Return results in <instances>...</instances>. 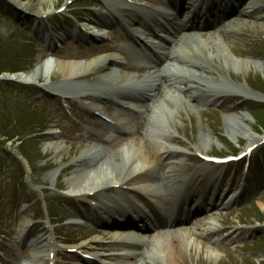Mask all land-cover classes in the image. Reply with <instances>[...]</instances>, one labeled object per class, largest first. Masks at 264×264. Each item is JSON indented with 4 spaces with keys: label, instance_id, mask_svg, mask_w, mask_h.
Masks as SVG:
<instances>
[{
    "label": "rangeland",
    "instance_id": "rangeland-1",
    "mask_svg": "<svg viewBox=\"0 0 264 264\" xmlns=\"http://www.w3.org/2000/svg\"><path fill=\"white\" fill-rule=\"evenodd\" d=\"M134 1L139 4L143 0ZM257 1L258 6L244 7L241 15L233 18L231 23L236 31H232L224 40V47L230 51L228 56L235 61L248 62V68L241 72L233 70L231 66L227 69L224 60L217 58L205 68L206 77L202 78L203 81L200 80L239 87L254 96L219 95L216 96L219 98L217 100H221L218 106L210 107L206 105L211 102L208 99L212 97L205 94L192 109L185 106L184 100L186 103L187 100L179 95L180 103L174 104V113L155 110L151 119L146 120L154 129L149 132V138H154L157 142L166 140V137L162 140L156 135L160 137L161 127L167 125V130L174 137V144L171 145L190 150L180 158L186 174L203 163L198 156L225 158L237 156L249 148L250 143L245 136L241 135L238 140L229 136L225 127L227 117L238 116V120L244 119L250 126V132H247L264 139V31L246 24V21L256 18H263L261 21L264 24V0ZM39 2L16 0L15 4L11 0H0V264H15L16 258L11 251H18V247L22 261L27 260L31 253L27 246L23 247V241L38 240L49 234H53L56 248L74 247L97 236L102 239L101 244L104 246L99 252L106 253L110 242H114L105 231L94 235L93 232L86 231L87 226L78 228L69 225V214L80 209L67 194L65 184L74 171L89 166L85 162L73 164L72 160L93 139L96 140L95 134L101 136L105 133L103 128L93 125L81 112L83 107L78 99L83 101L84 97L77 90H87L90 93L110 89L97 84L98 73L79 72V67L94 58L104 59L109 54L113 57L118 55L107 51L108 49L135 44L132 41L126 43L125 33L117 27V19L116 24L107 30V36L96 44L80 48L78 42L74 43L72 35L75 30L96 31L103 28L100 15L109 13L106 5L112 7V4L102 0H55L52 5L41 6L42 9L45 6L49 9L53 7L49 15L34 16L33 13L40 6ZM18 5L27 9L23 10ZM117 5L115 7L123 9L121 3ZM125 14L131 19L137 18L131 9H126ZM63 31L67 35L60 42L62 47L56 54L49 55L41 40ZM200 36L207 44L210 43V32H204ZM205 50L204 53L208 54L217 52L214 47L209 51ZM193 58L198 60L203 56L199 54ZM46 59L75 64V70H70L72 73L79 72L80 76L66 77L70 74L69 70L65 76L52 73L47 84L55 88L57 93L53 90L48 93L42 91L38 85L45 84L44 77L37 84L29 85L10 81L9 76L12 74L26 73ZM113 64L107 63L100 72H108ZM127 70L121 71L128 78L135 75L134 71ZM68 79L75 82L66 83ZM184 95L187 96V92ZM106 113L109 118L115 119L113 113ZM129 114L136 116L133 112ZM132 116L128 118H134ZM124 121L129 122L126 117ZM207 136L211 144L203 147L200 145L201 140ZM50 142L64 148V153L59 156L54 150L47 149L46 145ZM127 142L128 138H124L113 141L110 145L103 144L100 146L101 152L112 155ZM260 144L252 149V155L248 159V172H245L243 165L208 166L210 173L220 184L219 194L236 196L239 193L241 197H245L243 205L233 211L232 205L227 204V201H216L215 210L207 219L190 223L186 228L178 230L187 232V238L189 235V239L193 241L189 250H178L181 236L163 237L161 240L169 242L168 246L172 247L176 260L167 262V242L164 241L163 247L153 244L150 251H147L149 259L145 261L148 264H264V143ZM196 147L198 151L195 150ZM149 161L154 162L155 159L150 157ZM92 199L96 203L100 200L97 196ZM213 218V223L217 226L214 227V232L209 229L211 232L206 233L210 219ZM111 248L113 250L114 247ZM48 253L46 250L45 254ZM51 261V257L48 259L46 256L40 260L42 264H79V258L75 254L70 255L63 250L57 252L54 263ZM110 262L115 264L114 259Z\"/></svg>",
    "mask_w": 264,
    "mask_h": 264
},
{
    "label": "bare ground",
    "instance_id": "bare-ground-1",
    "mask_svg": "<svg viewBox=\"0 0 264 264\" xmlns=\"http://www.w3.org/2000/svg\"><path fill=\"white\" fill-rule=\"evenodd\" d=\"M11 1L16 4V0ZM39 1L40 2L38 5L40 6L38 10L33 13V15H49L53 10V7L49 9L47 8L48 6H45L46 8L42 9L41 6L44 4L52 5V2L55 0ZM133 1L134 0H124L119 2L118 0H102V2L112 4V7L118 6L117 4L121 3L122 6L125 5L126 7L134 9V11L138 14L137 17L140 18L132 19L131 23H123L131 31V34H129L128 32L126 33L129 34L131 38H136L137 41L140 40L145 46H152V43L156 42L149 41L145 37V35H142L139 32L141 28L147 27V25L149 27L155 26L156 22L154 20H156V18L162 21L165 26H174V32L176 33V36L174 37L173 46L169 47L167 57L161 63L162 68L157 70H153V68L155 67L148 68V61L143 62L142 59L138 60L137 57L141 55L139 53V50L137 52L136 50H134V56L135 59L138 60V62L137 64H127L128 68L134 67L138 72L136 77L131 78V80L134 79L133 82L126 75L119 74V70L124 66V64H121V60H127L128 63L132 61V57L134 56L131 50H123L120 48L108 49L107 51L119 53L121 58H115V60H117L116 63L120 64L118 65L120 66V68L114 70L109 69L106 73H101L100 71L103 70L104 67H106L107 63L113 60V57L110 54L107 55L104 59L94 58L90 61H87L83 65H80V70L78 69L79 72L98 73L96 82L103 87L104 85H113L112 87L117 88L118 85L116 84L118 82H127L126 85L121 84V87L127 86V84H131L134 89L129 90L132 93H128L131 96L137 95L136 98H138L139 100L144 99L146 104H142L141 111L145 113V115L143 118V122H139L136 118L130 120L131 128L128 129L127 132L133 131V135L128 139V142L125 143L124 147L119 149L118 152H115L112 155L108 156L98 150L97 145L89 144L85 146L80 151L79 155L72 160V162L73 164L85 162L88 163L89 166L87 168H82L74 171L66 179L65 184L67 194L75 197V199L86 200V198H88L87 196L89 194H92L93 196H97L98 198L100 197V199H103L105 201V205H98V208L94 207V210L96 209L98 211L96 217L101 219L100 215L102 216V214H104L105 217H107L109 221H112V223L116 227V232L110 234L111 240H114V242L111 243V246L114 247L113 249L116 252V254L112 256H117L118 259L115 264H148L145 261L146 259H149V257L146 256L147 251H150L153 244H159L157 246L163 247L164 241L166 239H161L163 237L166 238L170 235H172L171 237L174 236L179 238L181 236V240L179 242L180 245H177L179 251L184 252L187 249L189 250V247H192L193 243V241L189 239V235L187 238V232H180L177 229H174L161 234L156 233L154 235H151L149 238L148 236H145V238H147V245L143 247V245L145 244L144 237H141L140 235L135 236L131 233H128L124 231L128 229L121 227V225H124L126 222L125 217H127V214L132 215L133 211L132 203L129 200H120L124 198L122 195H125L126 193L122 191L126 190L135 198L134 200H146L149 197L154 199L162 198V193L166 192L170 188L173 189L177 187L178 182L180 181L181 174L184 171L182 160L174 161L173 158L179 156L177 159H180L186 155L187 151H190L186 148H174V146L171 145L174 144V137L172 136L171 132L167 130L169 128L166 127L167 125L161 127L162 129L160 130L163 134L160 135V138L163 140V138L166 137V140L164 139L163 142H157L154 138H149V132L153 131L154 129L153 127H149L148 121L146 120L151 119L150 117L155 110L156 112L158 111L160 113L166 111L174 113V111H172L174 109V104L180 103L179 100L181 96H179V94L187 100V103L184 100L185 106L192 109L194 106H196L195 104L201 101L200 99L203 98L205 94H209V96H211L212 98L219 95L229 94H237L249 97L254 96L251 95V93H247L245 89L239 87L235 88L221 84H213L210 81L200 82V80L203 81L202 78L206 77V75H204L207 72L205 68H208L209 63L217 58H222L224 60L227 69H230L231 66L233 70L241 72L248 68V62L235 61L233 58L231 59L227 54L230 51L228 52V50H226V48L224 47V40L226 39V37L231 34L232 31H236L233 23H227L224 26L217 27L216 31L208 37V40H210V43L212 44L210 45V43L207 44L205 39H202V36H200L198 33H187L186 30H184L186 26L183 24V21L179 22V20L175 18L173 19L168 11L159 10V8L154 7V10H152V6H148L144 3L134 5ZM245 5L249 8L258 6V1L250 0ZM18 6L19 8L23 7V5ZM21 9L25 10L27 8ZM174 10H176L178 14L183 13L181 7L177 4V1L175 2ZM195 18L196 17L186 18L188 23L190 22L188 27H195ZM262 19L263 18L251 19L249 21H246V24L255 28L256 30L258 29L263 32L264 24L261 21ZM142 22H145L146 24H141ZM159 27H162V25H160ZM95 32L97 34L95 37L98 38L104 37L106 33L101 31ZM95 32L92 33V30L86 29L79 34L74 35V37L79 40L83 36H94L93 34H95ZM62 35L66 36V34ZM213 47L217 52H212L209 54L207 52L204 53L205 49L209 51ZM128 51H131L132 55L127 59L125 57V53ZM199 54H201L203 58H198V60L193 58L194 56H198ZM75 67V64L70 65V63L61 62L56 59H46L44 62L34 66L26 73L12 74L11 76H9V79H12L13 81L21 83L23 85H29L37 84L38 80L41 77H44L45 84L38 86L42 89V91H47V93L50 90L56 92L55 88L49 87L50 85L47 84V81L50 80L52 73H59L65 76V73H67V71L69 70L70 74H67L66 77L75 76L73 78H76L80 76L79 72L72 73V71L70 70H75ZM146 71H148V73H144ZM115 73L117 74L115 75ZM65 82L71 83L75 81L68 79ZM136 83L142 84H140L138 88H136ZM67 87L70 86L67 85ZM101 91H90L89 93L87 92V90H77V93L82 97H86V100L90 99V96H93V98L91 99L92 105L88 108H93V110L95 111L100 110L96 109L97 106L95 103H100V101L106 99L103 95H107V98H110V94L118 101L126 100L127 102L124 104V107L126 106L137 108V106L131 105L133 101L130 97L122 94L120 95L117 89L114 92H110V94L105 91ZM183 91L187 92V96H185L183 93H180ZM64 98L66 99V97ZM65 102L68 103L67 101ZM89 104V100L88 102L84 103L85 106H88ZM238 119V116L227 117L225 127L229 136L233 137L235 140H238V137L243 135L248 139L250 143L249 147H252L254 145L259 146L261 139L256 138L251 133H249L250 126L244 119ZM126 124L129 125L128 122H126ZM210 144L211 140L210 138L208 139L207 136L201 140L200 145H203L204 147L205 145ZM46 147L47 149L54 150L59 156L65 151L64 148L60 147L57 143L54 142L48 143ZM195 150L198 151V148L196 147ZM150 157L156 159V162H158V160H164L170 165L168 169L169 171L161 173V175L159 176L160 179H156V181L152 178L151 174L157 176L158 171H156V168L152 166L153 161H149ZM201 169L202 167L198 168V171H201ZM213 180L214 178L211 177V181ZM107 192H111L114 196L108 197ZM183 198H187L185 194H183ZM128 203L131 204V206ZM118 217L121 218L120 222H116ZM70 218V224L77 226L79 225L80 221L85 220L86 217L84 216L82 218L81 215L76 214ZM210 220L211 223L207 227L208 230H205L206 233H210L211 231L215 230L214 227L216 228L217 226V224L213 223L215 221L214 218L213 220ZM99 225L101 226V228L106 229L109 226L105 221L99 223ZM209 229L211 231H209ZM46 241H48L49 243H46ZM27 245L31 246V255L27 260L21 262L22 259L20 255L17 254L19 256L18 262H21V264H42L40 260L43 258V256H46L48 259H50L51 255V262L54 263L56 260L57 252L60 248L58 246L56 248L53 234H49L46 237L41 236L40 239L34 240L33 242H31V244L28 243ZM168 245L169 242L166 243L167 249L165 251V258L167 262H172L173 260H176V254H174V252L172 251V247ZM101 246H103L101 244V238L91 237L88 238L87 241L77 244L76 246L71 248L80 250V252L84 255L96 257L95 261L92 262V264H108L103 260V255L98 252V249ZM46 250L49 251L48 255L45 254ZM209 255H211V252H209ZM85 264L91 263L85 262Z\"/></svg>",
    "mask_w": 264,
    "mask_h": 264
},
{
    "label": "trees",
    "instance_id": "trees-1",
    "mask_svg": "<svg viewBox=\"0 0 264 264\" xmlns=\"http://www.w3.org/2000/svg\"><path fill=\"white\" fill-rule=\"evenodd\" d=\"M15 72V71H14Z\"/></svg>",
    "mask_w": 264,
    "mask_h": 264
}]
</instances>
